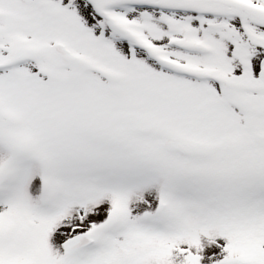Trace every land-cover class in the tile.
I'll return each instance as SVG.
<instances>
[{
    "label": "snow or ice",
    "instance_id": "6c2138e0",
    "mask_svg": "<svg viewBox=\"0 0 264 264\" xmlns=\"http://www.w3.org/2000/svg\"><path fill=\"white\" fill-rule=\"evenodd\" d=\"M0 264H264V0H0Z\"/></svg>",
    "mask_w": 264,
    "mask_h": 264
}]
</instances>
